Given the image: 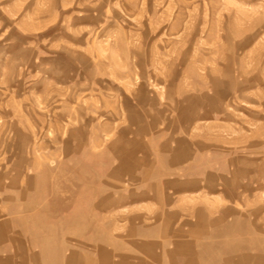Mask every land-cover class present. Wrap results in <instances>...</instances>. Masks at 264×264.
Instances as JSON below:
<instances>
[{
    "label": "rangeland",
    "instance_id": "374dc122",
    "mask_svg": "<svg viewBox=\"0 0 264 264\" xmlns=\"http://www.w3.org/2000/svg\"><path fill=\"white\" fill-rule=\"evenodd\" d=\"M0 264H264V0H0Z\"/></svg>",
    "mask_w": 264,
    "mask_h": 264
}]
</instances>
